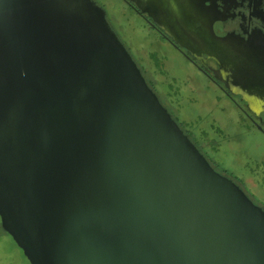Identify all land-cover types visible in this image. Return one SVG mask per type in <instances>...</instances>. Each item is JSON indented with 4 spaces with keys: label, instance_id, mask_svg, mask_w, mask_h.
I'll return each mask as SVG.
<instances>
[{
    "label": "water",
    "instance_id": "water-1",
    "mask_svg": "<svg viewBox=\"0 0 264 264\" xmlns=\"http://www.w3.org/2000/svg\"><path fill=\"white\" fill-rule=\"evenodd\" d=\"M198 2L149 16L218 79H264L254 38L218 36ZM0 217L31 264H264V207L185 131L97 0H0Z\"/></svg>",
    "mask_w": 264,
    "mask_h": 264
},
{
    "label": "rangeland",
    "instance_id": "rangeland-1",
    "mask_svg": "<svg viewBox=\"0 0 264 264\" xmlns=\"http://www.w3.org/2000/svg\"><path fill=\"white\" fill-rule=\"evenodd\" d=\"M102 3L146 78L192 139L220 170L243 181L249 193L264 192V134L206 73L124 1ZM0 264H31L2 227L1 217Z\"/></svg>",
    "mask_w": 264,
    "mask_h": 264
},
{
    "label": "flooded vegetation",
    "instance_id": "flooded-vegetation-1",
    "mask_svg": "<svg viewBox=\"0 0 264 264\" xmlns=\"http://www.w3.org/2000/svg\"><path fill=\"white\" fill-rule=\"evenodd\" d=\"M101 5H104L103 0H97ZM129 8L142 16L148 24L162 33L171 43V39L165 35L163 29L153 23L150 18V13L154 12L153 5H160L165 0H122ZM171 9H175L176 5L183 3L185 8L190 11L196 10L199 0H166ZM201 4L206 6L207 14H217V18L213 23L214 31L218 36H225L229 33H234L241 38L248 40L254 38L256 42L255 52L259 55L256 59L259 60V65L256 66L261 72L259 75H264V0H200ZM141 4L143 10L137 5ZM105 7V6H104ZM184 8V9H185ZM186 10V9H185ZM174 44V43H173ZM175 45V44H174ZM181 50L196 66L206 73L224 92L234 104L244 112L248 119L264 134V79L258 78L256 83L250 84L247 82H239L229 72L222 70V77H215L214 70L219 68L218 62L213 57H207L203 54L206 65L198 60L197 57L189 54L183 48ZM214 163V162H213ZM226 172V170H224ZM228 173V172H226ZM231 175L230 173H228ZM232 176V175H231ZM235 178V177H233ZM236 179V178H235ZM236 181L245 189L244 182L240 179ZM246 190V189H245ZM246 192L253 199L264 207V192L253 191Z\"/></svg>",
    "mask_w": 264,
    "mask_h": 264
},
{
    "label": "trees",
    "instance_id": "trees-1",
    "mask_svg": "<svg viewBox=\"0 0 264 264\" xmlns=\"http://www.w3.org/2000/svg\"><path fill=\"white\" fill-rule=\"evenodd\" d=\"M150 82V81H149ZM150 84L155 88V86L150 82ZM156 89V88H155ZM182 126V125H181ZM183 127V126H182ZM190 136H191V134H190V132H188V130H185ZM210 160H211V158H210ZM212 161V160H211ZM212 163H213V161H212ZM216 167H218V165L214 162L213 163ZM222 172H224V170H221ZM21 248V247H20ZM22 249V248H21ZM23 251V250H22ZM24 253V252H23ZM25 255V254H24ZM26 256V255H25Z\"/></svg>",
    "mask_w": 264,
    "mask_h": 264
}]
</instances>
